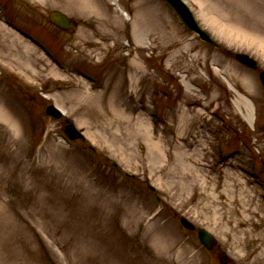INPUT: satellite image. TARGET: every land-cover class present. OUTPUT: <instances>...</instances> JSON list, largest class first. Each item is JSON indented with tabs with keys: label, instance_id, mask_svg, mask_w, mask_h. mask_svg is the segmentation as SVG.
<instances>
[{
	"label": "rangeland",
	"instance_id": "374dc122",
	"mask_svg": "<svg viewBox=\"0 0 264 264\" xmlns=\"http://www.w3.org/2000/svg\"><path fill=\"white\" fill-rule=\"evenodd\" d=\"M0 1V103L14 106L0 118V264H264V0H187L223 50L187 32L162 0H94L95 12L73 0ZM54 10L77 25L53 24ZM10 12L54 55L12 29ZM14 48L33 57V71ZM50 103L66 114H48ZM67 119L85 140L69 142ZM172 156L174 176L164 167ZM181 216L212 232L216 248Z\"/></svg>",
	"mask_w": 264,
	"mask_h": 264
},
{
	"label": "bare ground",
	"instance_id": "6f19581e",
	"mask_svg": "<svg viewBox=\"0 0 264 264\" xmlns=\"http://www.w3.org/2000/svg\"><path fill=\"white\" fill-rule=\"evenodd\" d=\"M73 2L75 3V2H77V3H75L76 5H81L84 9L85 8H87L89 11H94L95 12V1L94 0H73ZM201 3H202V6L203 7H205L206 8V1L205 0H201ZM204 9V8H203ZM124 13V15L126 16V17H129L128 16V14H127V12H123ZM205 12H203V14H204ZM144 15H143V17H141V16H138L134 21H133V24H134V26H135V29H138L139 28V23H141V25L143 24H145V20H150L151 19V17H152V15H153V13H152V11L151 10H146V13H143ZM12 32H13V30H12ZM25 40H26V38H24ZM17 47H19V46H17ZM20 49V48H19ZM19 49L18 48H14V53H13V55L15 56V59L16 60H18V62L20 63V64H22V63H24V61H22V59H24L25 60V62H29L30 64H31V66L33 67V65H35L34 63H36V61L33 59V57L32 56H27V55H24L25 53H26V51L25 50H21V52L19 51ZM18 64V63H17ZM134 64H135V67H138V66H140V63L138 62V60L136 61V60H133L132 61V68H134ZM33 69H34V67L32 68V70L31 71H33ZM30 70V69H29ZM234 75L236 74L235 72L233 73ZM106 109H107V112H111L112 111V113H114V111L115 112H117V110L115 109V107L113 106V105H111V106H106ZM11 111H10V109L9 108H7L6 107V105L5 104H1L0 103V118L1 119H10L11 117H10V115H9V113H10ZM103 112V111H102ZM118 113H120L119 111H118ZM124 113V112H123ZM103 114V113H102ZM104 115V114H103ZM123 116H124V114H122ZM103 118H105V116H103ZM117 118V117H116ZM112 118L111 116H110V118H109V121H112V122H115V120L117 121H120L121 122V119L122 118H120V116H119V118ZM19 124H20V122H19ZM184 127H186V125L185 124H183V128ZM143 129L144 130H148V128H146V126H143ZM142 128H140V130L142 131L143 130ZM111 133V132H110ZM130 136H128V138H129ZM149 137H150V134H149ZM149 141H151L150 143L153 145L152 146V148H154V147H156V145H155V142L152 140V139H149ZM177 155V154H176ZM160 157H161V155H159ZM152 157V156H151ZM173 159H174V157L172 156L171 157V159H170V161H173ZM179 160L180 161V163H182V164H184L185 166H189L188 164H186V158H185V156L184 155H177V157H176V160ZM175 160V161H176ZM175 161H173L172 163L171 162H169V161H166L165 162V165H164V167H165V172H167V173H171L173 176L175 175V173H174V171L175 170H172L171 169V167H172V165H173V163L175 162ZM170 166V167H169Z\"/></svg>",
	"mask_w": 264,
	"mask_h": 264
},
{
	"label": "water",
	"instance_id": "95a60500",
	"mask_svg": "<svg viewBox=\"0 0 264 264\" xmlns=\"http://www.w3.org/2000/svg\"><path fill=\"white\" fill-rule=\"evenodd\" d=\"M175 1H176V4L180 5L184 9V11L186 12V14L188 15V17L192 21V24H193L195 30H198L199 33H201V35L206 40H208L209 42H211L212 44L219 45L208 33H206L204 30H202L198 26V24L195 22V20L192 19L189 10L185 7L186 5L180 3L179 0H175ZM52 18H53V20L56 23H58V24H60L62 26H70V27L73 26V24L69 22V19L65 15H63V14H61L59 12H54L52 14ZM237 57L240 58V59H242L243 61L247 62L248 64H251L253 66L256 65L255 61L252 58H250L248 55H246V54L245 55L244 54H237ZM48 111H50V110L48 109ZM190 226H192V225H190ZM199 231H200L199 233H200L201 238L207 244H209L210 246H213L214 243H215V239L209 233H207L205 230L199 229Z\"/></svg>",
	"mask_w": 264,
	"mask_h": 264
}]
</instances>
